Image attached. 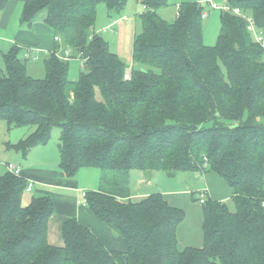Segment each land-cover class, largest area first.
I'll return each instance as SVG.
<instances>
[{"label":"trees","instance_id":"obj_1","mask_svg":"<svg viewBox=\"0 0 264 264\" xmlns=\"http://www.w3.org/2000/svg\"><path fill=\"white\" fill-rule=\"evenodd\" d=\"M9 1L0 0V10ZM16 1L23 25L44 23L60 44L43 59L42 77L27 72L29 57L16 45L2 54L0 120L9 129L35 127L14 146L24 155L59 128L60 168L67 176L100 170L86 205L126 248H106L75 217L62 225L63 244H50L52 198L32 196L23 205L28 181L7 170L0 175V264H264V49L232 11L251 16L264 34V0H226L213 46L203 42L201 3H181L169 21L158 13L168 0H138L144 11L129 76L92 28L99 3L113 19L127 0ZM73 57L84 65L77 80L68 75ZM132 169L193 179L215 173L235 208L207 192L201 245L179 247L185 211L159 191L131 199Z\"/></svg>","mask_w":264,"mask_h":264},{"label":"rangeland","instance_id":"obj_2","mask_svg":"<svg viewBox=\"0 0 264 264\" xmlns=\"http://www.w3.org/2000/svg\"><path fill=\"white\" fill-rule=\"evenodd\" d=\"M195 1L201 3L205 10H208V15L203 18L202 30H203V42L206 45L213 46L217 41V36L220 31V14L221 10L219 8L213 9L209 8L207 3H202L201 0H168V4L161 8L158 13L161 17L166 20L172 21L177 13L178 6L183 2ZM219 6L226 4V0H212ZM144 11L142 4L138 0H127L125 7L123 9V14L126 17H129L128 20L120 22L118 26H115L114 29L110 28L109 22L110 18L107 15V8L104 3H99L96 7V17L95 23L93 25V30L96 33L101 34L103 38L108 42L111 50H114L117 54L120 55L122 60L128 65V70L131 69L132 64V43H133V34L134 32H139L141 30V24L139 21V14ZM120 26V27H119ZM122 28V29H121ZM43 55L38 54L35 58H29L26 62L27 70L32 74L33 77L43 76L44 75V66H43ZM140 69L147 70L151 68L146 64H137ZM0 68L5 69L3 59H0ZM84 65L81 59L73 57L69 60V71L68 75L71 80H77L80 76L81 71H83ZM34 126H22V127H11L8 129L7 123L4 120H0V175L5 173L8 169L6 166L7 162L12 164H25L27 162L26 158L30 160L39 159L34 153H38V149L45 148L46 152L43 157L50 158L51 152L53 154L55 151L58 153V142H59V128L53 127L51 129V135L47 143L41 146H35L31 148L25 155L22 151L16 149L14 146L20 140L18 138L19 134L22 132H27L31 129L34 130ZM30 131V132H31ZM26 136V135H25ZM24 136V137H25ZM22 137V138H24ZM18 138V139H16ZM35 149V150H32ZM51 160V159H50ZM60 160V159H59ZM58 160V165H59ZM25 161V162H24ZM139 169L131 170V187H137L139 185L140 172ZM187 173H179L180 176H168L164 171H155V176H153L154 190L165 189L168 191H173L175 188L195 189L196 193L193 194L194 199L191 198L189 192L177 196L174 199L175 206L182 208L185 211V218L180 223V245H201L202 240L200 236V227L202 221V204H200L198 197V191L202 189H207L209 195L212 198L223 201L230 210H234V204L231 199V189L227 183L217 174L208 172L203 177L199 175V179L190 176L189 178L185 177ZM80 176L79 180L75 181L72 186L74 190L76 188L80 191L96 190L100 184V170L93 167H82L78 172L69 176L72 178ZM28 181V180H27ZM28 183H33V180L28 181ZM35 192H28L24 190L22 195L23 205H27L31 199V195ZM29 199V200H28ZM170 199V198H169ZM174 205V204H173ZM196 237H198L199 244L196 243ZM182 238L184 239L183 242ZM198 244V245H196Z\"/></svg>","mask_w":264,"mask_h":264},{"label":"crops","instance_id":"obj_3","mask_svg":"<svg viewBox=\"0 0 264 264\" xmlns=\"http://www.w3.org/2000/svg\"><path fill=\"white\" fill-rule=\"evenodd\" d=\"M21 9V3L16 0H12L0 10V59H3L2 54L7 52L13 45L19 47L21 52L26 53L29 51L30 55L33 56L42 54L45 58L48 51L54 49L60 43L58 40L54 39L53 31L42 22H36L31 27L23 25L20 22ZM128 19L129 17H126V15L122 12L120 16L113 19L111 18L108 26L114 29V27L118 26L120 22ZM135 33L136 32H134V34ZM132 65L133 64H131V67ZM130 70H128L127 67L126 76H129ZM27 72L32 76L28 70ZM36 77L42 76L36 75ZM30 131L31 129L27 132L20 133L18 138L21 139L25 135L29 134ZM45 150L46 149L41 146V149L36 150L38 153H34L35 151H32V154H35V156L39 159L30 158L29 160L26 158L27 162L24 161L25 164H15V166L19 168V175H21L24 179L28 181L33 180V183H30L31 189L29 191L27 190L30 193L35 192V194H32L31 197L48 195L53 200L54 211L48 221V242L56 246L62 245V225L67 218L75 217L81 224L89 226L91 230L102 240L106 248L110 250H125L126 246L123 239L114 233L107 225L99 221L92 214L88 206L83 203V190L80 191L78 188L74 190L72 184L79 180L80 176L77 175L75 178L67 176L57 164L60 159L58 158L57 151H55L54 154L52 151L50 158L48 159L47 156L43 157L46 152ZM140 172L139 185L134 188L131 187V173H129L130 198L133 200L141 199L151 192L159 191L166 196L171 204L175 205L177 202H175L174 199H176L177 196L183 195L187 192L190 193V190L188 189L189 186H187V189L183 188V190L178 188H175L173 191L165 189L154 190V183L152 179L153 176H155V171L141 170ZM177 176L180 175L178 174ZM182 178H189L188 174H185V177ZM198 236L202 239V231H200ZM177 237L179 247L186 246L185 244H183V246L180 245V225L177 229ZM182 240L183 242H186L183 238ZM196 243H200L198 242V237H196Z\"/></svg>","mask_w":264,"mask_h":264},{"label":"built area","instance_id":"obj_4","mask_svg":"<svg viewBox=\"0 0 264 264\" xmlns=\"http://www.w3.org/2000/svg\"><path fill=\"white\" fill-rule=\"evenodd\" d=\"M201 2L202 3H207L209 8H213V9L219 8L222 11L230 10V8L226 4L223 5V6H219L218 4H216L212 0H201ZM232 11L234 13H236V14L242 15L247 20V22H248V30L250 31L253 40L258 45H260L261 48L264 49V34L257 29L252 17L248 16V15H245V14H242L241 11L238 8H234V9H232ZM207 15H208V11L204 10L203 13H202V18H205ZM54 39L58 40V37L55 36ZM26 56L31 57V58H35V56L30 55L29 51L26 52ZM6 166H7V169L9 171H11L14 174L19 175V168L17 166H15L12 163H7ZM30 189H31V184L28 183L26 190L29 191ZM207 192H208L207 189H202V190L199 191V199L198 200H199L200 203L205 200ZM82 198H83V203L86 204L85 191L82 192Z\"/></svg>","mask_w":264,"mask_h":264}]
</instances>
